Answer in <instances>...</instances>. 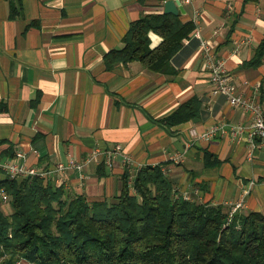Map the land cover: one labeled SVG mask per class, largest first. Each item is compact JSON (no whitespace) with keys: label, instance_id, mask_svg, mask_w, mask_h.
<instances>
[{"label":"crops","instance_id":"crops-1","mask_svg":"<svg viewBox=\"0 0 264 264\" xmlns=\"http://www.w3.org/2000/svg\"><path fill=\"white\" fill-rule=\"evenodd\" d=\"M165 2L22 0L20 15L11 18L9 1L0 0V157L51 169L120 144L136 168H165L178 194L226 211L241 202L238 211L264 214V139L251 147L246 137L227 133L211 141L190 137L191 129L250 122L248 113L212 93L198 37L184 42L171 74L139 62L106 66L105 55L123 47L131 23L164 12ZM182 5L183 20L199 15L201 39L227 61L237 89L264 108V56L259 66L248 65L264 37V0ZM152 40L155 46L160 38L152 34ZM193 97L198 117L172 128L159 122ZM17 151L26 156L17 158ZM205 151L220 164L205 166ZM177 153L180 163L171 160ZM125 168L119 156L111 167L94 160L82 180L70 171L67 195L115 202Z\"/></svg>","mask_w":264,"mask_h":264},{"label":"trees","instance_id":"trees-1","mask_svg":"<svg viewBox=\"0 0 264 264\" xmlns=\"http://www.w3.org/2000/svg\"><path fill=\"white\" fill-rule=\"evenodd\" d=\"M8 1L10 17L20 15L22 0ZM181 16L151 13L132 22L123 47L105 55L107 68L139 62L173 73L172 59L196 31ZM152 34L160 38L155 46ZM263 56L264 37L248 65L259 66ZM199 112L193 97L159 122L172 128ZM216 164L205 151L204 165ZM0 189L11 208L7 214L0 200L1 264H264L263 213L231 214L222 205L185 199L161 166L125 171L115 202L69 197L64 187L41 178L0 179Z\"/></svg>","mask_w":264,"mask_h":264},{"label":"built area","instance_id":"built-area-1","mask_svg":"<svg viewBox=\"0 0 264 264\" xmlns=\"http://www.w3.org/2000/svg\"><path fill=\"white\" fill-rule=\"evenodd\" d=\"M180 1L181 4L191 3L192 0H174ZM196 25V31L193 37L200 39V53L202 61L209 74V80L212 87V93L214 95H223L227 97L231 106L240 108L250 115V122L247 125L233 124V123H217L203 133H198L195 129L190 130V137L193 142L196 141H211L219 135L230 134L234 138L242 139L246 137L247 142L251 147H256V141L264 139V108L254 98L247 97L244 93H241L236 85L232 74L229 72L227 67V61L217 54L214 46L200 37L199 29V15L197 14L193 20ZM246 85L248 82L245 83ZM259 86V85H258ZM264 144V143H262ZM35 155H39L38 150L33 151ZM26 153L23 151H17V158H24ZM121 156L125 165V171L136 173L139 168L135 164L134 160L125 155L120 144H115L111 149L96 150L91 155L81 159H72L68 163L60 162L51 169H41L36 165H26L16 162L15 159L7 157H0V179L9 178L14 179H34L41 178L53 182L57 187H64L66 190L69 188V177L70 171H77L79 178H84V170L88 164L94 160L99 161L100 164H106L111 167L113 160ZM184 159L183 154L177 153L172 156L171 160L174 163H180ZM143 167V166H142ZM163 172L168 176L165 168L161 167ZM132 179L130 182H132ZM183 195V194H182ZM177 198L178 196L175 195ZM185 199H191L190 195L184 194ZM0 200L3 204H8L10 197L4 189H0ZM242 203H237L231 210V214H234L240 209ZM2 257H0V264ZM16 264H27L25 261L20 260Z\"/></svg>","mask_w":264,"mask_h":264},{"label":"water","instance_id":"water-1","mask_svg":"<svg viewBox=\"0 0 264 264\" xmlns=\"http://www.w3.org/2000/svg\"><path fill=\"white\" fill-rule=\"evenodd\" d=\"M164 13L179 16L184 14L185 10L180 1L169 0L165 2Z\"/></svg>","mask_w":264,"mask_h":264},{"label":"rangeland","instance_id":"rangeland-1","mask_svg":"<svg viewBox=\"0 0 264 264\" xmlns=\"http://www.w3.org/2000/svg\"><path fill=\"white\" fill-rule=\"evenodd\" d=\"M4 211H6L7 214H10L11 213V208L9 205H5L4 204V207H2Z\"/></svg>","mask_w":264,"mask_h":264}]
</instances>
